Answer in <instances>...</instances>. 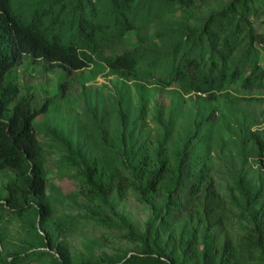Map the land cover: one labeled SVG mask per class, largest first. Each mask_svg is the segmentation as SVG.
Here are the masks:
<instances>
[{
  "label": "rangeland",
  "instance_id": "374dc122",
  "mask_svg": "<svg viewBox=\"0 0 264 264\" xmlns=\"http://www.w3.org/2000/svg\"><path fill=\"white\" fill-rule=\"evenodd\" d=\"M40 1L13 0V6L28 15ZM229 1L197 0L195 7H185L165 0H133L134 28L105 37L97 52L88 50L93 61L75 74L66 97L52 101L47 112L34 120L51 213L42 228L35 207L23 215L0 207L4 243L0 264L8 256L22 257L21 264H57L58 243L68 246L70 264L117 263L126 254L142 253L148 247V227L161 229L164 239L176 246H185L195 237L202 247L213 233L205 227L196 230L186 219L165 224L160 215L162 192L145 200L132 187L123 197L114 193L96 201L81 194L86 162L99 157L118 165L139 146L155 161L167 156L175 163L188 140L200 139L210 178L231 205L233 233L251 227L252 206L258 209L264 202V162L252 149L253 133L264 138V89L246 85L252 67L245 57L264 68V46L256 42L249 55L245 49L238 50L235 59L243 65L242 75L223 90H187L171 72L174 51L179 58L192 41L188 33L199 30ZM65 3L54 0L52 5L59 8ZM253 25L264 34V14L254 18ZM129 50L136 56L134 70L127 73L107 64L106 58ZM63 73L57 68L47 70L42 62L26 56L11 79L39 107L56 95ZM167 131L170 136L165 142ZM14 180L12 170H0V202ZM48 239L53 248L43 246Z\"/></svg>",
  "mask_w": 264,
  "mask_h": 264
},
{
  "label": "trees",
  "instance_id": "16d2710c",
  "mask_svg": "<svg viewBox=\"0 0 264 264\" xmlns=\"http://www.w3.org/2000/svg\"><path fill=\"white\" fill-rule=\"evenodd\" d=\"M165 1L185 7H195L197 2ZM53 2L42 0L26 15L15 10L13 0H0V170L15 173L0 207L8 206L17 215L35 207L42 228L51 207L46 192L47 171L34 120L47 112L52 101L66 97L75 74L93 61L88 50L97 52L105 37L114 33L121 36L134 28L130 15L133 0H66L59 8ZM103 8L106 9L101 13ZM262 14L264 0H230L213 12L199 30L188 33L192 41L179 58L174 51L173 78L184 82L187 90L205 93L223 90L236 82L243 70L235 59L238 50L245 49L249 55L256 42L264 46V34L256 32L253 25V19ZM26 56L42 62L47 70L64 71L56 95L39 107L32 105L22 95L21 85L11 79L13 69ZM106 62L111 68L128 73L135 68L136 56L129 50L106 58ZM245 62L252 67L246 85L264 89V68L253 58L245 57ZM169 136L167 131L165 142ZM253 140L254 155L264 162V138L253 133ZM199 142L200 139L188 140L175 163L167 156L155 161L148 150L139 146L118 165L99 157L84 164L82 173L86 182L80 192L89 201L107 199L114 193L123 197L129 187L143 200L162 192L160 215L165 224L186 219L196 230L205 227L213 233L202 247L195 237L180 247L165 240L161 229L152 231L148 227L145 236L148 247L142 253L126 254L120 262L107 264H264V202L258 209L252 206L251 227L234 234L231 205L210 178ZM43 246L53 248L54 243L51 239L44 240ZM56 246L61 256L57 264H70L68 246L65 243ZM21 262L22 257L8 256L1 264Z\"/></svg>",
  "mask_w": 264,
  "mask_h": 264
},
{
  "label": "built area",
  "instance_id": "2783aa9c",
  "mask_svg": "<svg viewBox=\"0 0 264 264\" xmlns=\"http://www.w3.org/2000/svg\"><path fill=\"white\" fill-rule=\"evenodd\" d=\"M1 231H2V220L0 219V251L4 249V243L1 236Z\"/></svg>",
  "mask_w": 264,
  "mask_h": 264
}]
</instances>
